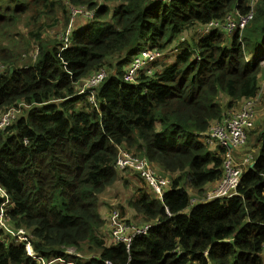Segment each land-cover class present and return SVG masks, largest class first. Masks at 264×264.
<instances>
[{
  "label": "trees",
  "instance_id": "16d2710c",
  "mask_svg": "<svg viewBox=\"0 0 264 264\" xmlns=\"http://www.w3.org/2000/svg\"><path fill=\"white\" fill-rule=\"evenodd\" d=\"M81 7L94 17L76 15L72 25V9ZM251 13L242 32H204ZM58 25L63 38L50 36ZM247 42L256 54L246 53ZM153 51L161 57L127 81L135 60ZM259 58L264 0H0V118L27 106L0 133L8 201L0 264H35L16 237L22 229L48 262L73 247L97 257L77 264H264ZM102 71L97 109L82 91ZM252 99L260 124L248 129L236 159L253 160L231 197L204 201L224 177L225 150L200 135ZM120 149L170 182L162 198L139 172L115 168ZM112 195L124 220L151 226L129 253L110 243L103 198Z\"/></svg>",
  "mask_w": 264,
  "mask_h": 264
},
{
  "label": "built area",
  "instance_id": "2783aa9c",
  "mask_svg": "<svg viewBox=\"0 0 264 264\" xmlns=\"http://www.w3.org/2000/svg\"><path fill=\"white\" fill-rule=\"evenodd\" d=\"M158 1L165 2L166 0ZM72 13L73 16L83 14L86 18L91 19L94 17V12H88L83 7L75 10L72 9ZM251 19L252 13L239 17L237 22L233 21L232 17L229 16L224 25L220 22H211L206 25L204 32H209L215 28H222L228 34H232L237 28L242 32ZM60 38H63V36ZM161 55L160 52L153 51L145 53L143 58L136 59L132 69L129 74L126 75L125 79L127 81H132L138 70L142 69L146 63L154 62L156 59L160 58ZM256 61L257 60L254 62ZM258 61H260L261 65L264 67V58H259ZM106 77L107 73L105 71L92 76L90 80L87 81L84 90L82 91V93L89 96V101L97 109L98 105L95 101L94 90ZM256 106V99L247 101L238 112L221 121L215 122L207 133L200 135L201 140L209 147L219 145L225 150L223 159L224 177L216 188L206 193L203 198L204 201L231 197L240 186L243 168L251 163L253 156L247 155L238 162L235 157V150L243 148L247 144V131L254 126L256 119ZM20 111L21 107L11 108L0 118V133L12 124ZM115 168L118 170L130 168L139 172L141 176L152 185L160 198L164 195V188L170 183L166 179H159L146 159L134 157L121 149L118 152V159ZM4 197H6L5 192L0 190V198L4 199ZM196 202V199L192 200V204ZM167 214L170 216L169 213ZM4 217L5 215L2 213L0 215L1 226H3L5 222L6 217ZM109 225L114 242L124 245L128 253L130 252L133 241L138 237L146 235L151 228L149 225L138 226L128 223L121 217V214L117 209L112 211ZM16 237L25 244L26 250L28 251L29 256L35 261V264H53L52 262H46L42 258L35 256V254L31 252L30 236L24 230L18 231ZM64 254L81 258V255L72 248L65 249ZM57 261L61 264H73L67 262L66 259H58Z\"/></svg>",
  "mask_w": 264,
  "mask_h": 264
},
{
  "label": "rangeland",
  "instance_id": "374dc122",
  "mask_svg": "<svg viewBox=\"0 0 264 264\" xmlns=\"http://www.w3.org/2000/svg\"><path fill=\"white\" fill-rule=\"evenodd\" d=\"M168 0H166V2H167ZM76 16V15H75ZM75 16H73V13H72V17H71V23H72V21L73 20H75ZM239 17H241V16H239ZM59 20L60 21H62V19H63V15H61V14H59ZM239 19V18H238ZM59 21V22H60ZM77 22V21H76ZM235 22H237V21H235ZM48 23H50V22H48ZM74 23H72V25H73ZM76 24V23H75ZM246 26H247V24H246ZM245 26V27H246ZM23 30L25 31V33H26V31H27V27L26 26H24L23 27ZM22 30V31H23ZM52 31V33H50V36H55V37H57V38H60L62 35H63V31H62V27L61 26H56L54 29H52L51 30ZM68 32H69V30H68ZM246 47H247V50H246V53L247 54H251L252 53V51L253 50H249V47H250V44H248V42L246 43ZM36 54H37V52H34V53H31L30 55L33 57V58H36ZM252 54H256L255 52H253ZM250 58H254L255 56H250V55H248ZM1 69H2V71L4 70V66L3 67H1ZM90 80V79H89ZM258 103H259V101H258ZM24 109L25 108H22V112H21V114L19 115V116H21L25 111H24ZM261 108L259 107V105H257V111L258 110H260ZM262 111H263V109H262ZM8 128V127H7ZM6 128V129H7ZM5 129V130H6ZM247 145V144H246ZM244 147H246V146H244ZM243 147V148H244ZM243 148H240V149H238V150H235V153H236V155H235V157L237 156V157H242L243 156V154H240V156H238L237 154L240 152V150L241 149H243ZM245 149V148H244ZM247 156V155H246ZM241 159L242 158H240V159H236L238 162H240L241 161ZM245 168V167H244ZM217 187V186H216ZM215 187V188H216ZM114 197V195H112V196H109V197H104L103 198V202L104 203H108V205L110 204V207H108V210H107V213H108V216H110V214H111V212L113 211V210H116L117 208H116V206H118V203H119V200L117 199V198H113ZM4 205H3V214L6 216V210H7V207H8V201H7V199H6V197H4ZM116 204V205H115ZM119 208V207H118ZM126 218H128L129 219V217L128 216H126ZM0 221H1V218H0ZM126 221V220H125ZM128 222V221H127ZM133 224V223H132ZM30 239H31V237H30ZM52 263L53 264H57V260H52Z\"/></svg>",
  "mask_w": 264,
  "mask_h": 264
},
{
  "label": "clouds",
  "instance_id": "9594fccd",
  "mask_svg": "<svg viewBox=\"0 0 264 264\" xmlns=\"http://www.w3.org/2000/svg\"><path fill=\"white\" fill-rule=\"evenodd\" d=\"M19 107H21V111H20V113L18 114V116H17V118L19 117V115L21 114V112H22V108H26L27 106H25V105H20V106H17V107H12V108H19ZM6 114V113H5ZM16 118V119H17ZM15 119V120H16ZM14 120V121H15ZM13 121V122H14ZM12 122V123H13ZM118 159V158H117ZM118 210V209H117ZM120 212V211H119ZM112 213V212H111ZM121 214V213H120ZM110 217H111V214H110V216H109V224H110ZM122 217V216H121ZM128 223H130V222H128ZM132 224V223H131ZM135 225H137V224H135ZM139 226V225H138ZM23 230V229H22ZM25 231V230H24ZM109 237H110V239L114 242V240L112 239V236H111V228H110V225H109ZM26 232V231H25ZM27 233V232H26ZM28 234V233H27ZM29 235V234H28ZM30 236V235H29ZM31 237V239H30V244H31V241H32V235L30 236ZM115 243V242H114ZM115 244H117V243H115ZM120 245H122V244H120ZM68 248H72V249H75L76 250V252L78 253V254H80L81 255V258H79V257H75V256H67L66 254H64V251H65V249H67V248H65L64 250H63V254H64V258H58V259H66L67 260V262H69V263H73V264H77L76 263V260H82L83 259V254L82 253H80L76 248H73V247H68ZM31 252L32 253H34V251H33V248H32V246H31ZM27 253H28V251H27ZM35 254V256H37V257H40L39 255H37L36 253H34ZM28 256H29V253H28ZM30 257V256H29ZM31 258V257H30ZM40 258H42V257H40ZM32 259V258H31ZM43 260H45L44 258H42ZM58 259H55V260H58ZM69 259H72L73 261H70ZM33 260V259H32ZM34 261V260H33ZM46 261V260H45ZM46 262H48V261H46ZM49 262H52V261H49ZM57 264H61L59 261H57Z\"/></svg>",
  "mask_w": 264,
  "mask_h": 264
},
{
  "label": "crops",
  "instance_id": "0c3cea01",
  "mask_svg": "<svg viewBox=\"0 0 264 264\" xmlns=\"http://www.w3.org/2000/svg\"><path fill=\"white\" fill-rule=\"evenodd\" d=\"M259 124H260V118L257 117V112H256V119H255L254 125H259ZM110 243H112V240H110ZM94 258H97L96 255H94V254H92V255H86V254H84L82 260L85 259V261H89V260L91 261ZM69 260L70 261H73L72 259H69Z\"/></svg>",
  "mask_w": 264,
  "mask_h": 264
},
{
  "label": "water",
  "instance_id": "95a60500",
  "mask_svg": "<svg viewBox=\"0 0 264 264\" xmlns=\"http://www.w3.org/2000/svg\"><path fill=\"white\" fill-rule=\"evenodd\" d=\"M253 167H254V164L251 165V168H253Z\"/></svg>",
  "mask_w": 264,
  "mask_h": 264
}]
</instances>
